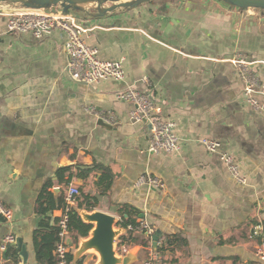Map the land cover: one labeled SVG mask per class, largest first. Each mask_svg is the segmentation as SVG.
<instances>
[{
	"label": "crops",
	"instance_id": "1",
	"mask_svg": "<svg viewBox=\"0 0 264 264\" xmlns=\"http://www.w3.org/2000/svg\"><path fill=\"white\" fill-rule=\"evenodd\" d=\"M11 11L0 10V201L13 215L9 223L0 218V243L15 235L26 247L25 264H36L39 196L54 199L58 189V201L72 186L91 197L93 210L115 216L116 228L135 219L121 234L140 222L161 233L155 247L151 237L148 247L125 249L134 264H144L150 251L156 264H264L255 256L264 245V97L255 96L258 111L246 103L231 63L253 62L264 86L261 12L218 0H155L84 20L85 43L100 60L123 58L126 73L123 81L88 85L68 76L64 32H9ZM128 87L151 95L156 118L176 123L178 152L147 151L149 125L132 123L133 105L116 98ZM203 139L218 142L215 153ZM221 154L232 156L245 183L231 176ZM62 168L71 169L60 180ZM103 170L112 176L105 193L96 185ZM147 175L163 186L137 185ZM58 215L51 213L50 225ZM170 235L180 240L167 245ZM67 243L73 254L78 244ZM3 257L0 264H11ZM81 259L96 264L94 254Z\"/></svg>",
	"mask_w": 264,
	"mask_h": 264
},
{
	"label": "built area",
	"instance_id": "2",
	"mask_svg": "<svg viewBox=\"0 0 264 264\" xmlns=\"http://www.w3.org/2000/svg\"><path fill=\"white\" fill-rule=\"evenodd\" d=\"M84 20L73 14L65 15L60 9L51 10H32V9H12L8 15L7 30L9 32L31 33L35 38H41L48 35L52 30L57 29L65 33L66 43V70L71 80L88 85L97 84L103 80L112 79L114 81H123L125 71L123 68V58L117 60H100L97 57L98 50L89 47L85 43V35L88 29L83 25ZM236 72L241 76L244 82L243 95L246 103L253 110L260 109L255 96L264 97V86L261 84L257 75L253 72L251 65L241 57L231 60ZM147 81L146 78L142 79ZM116 98L121 102H128L133 105L129 114V119L135 124L149 125V141L147 151L151 154L176 153L178 152L179 138L175 135L174 130L176 123L171 120H161L156 118L160 113V108L156 106L151 95L147 92L138 91L128 87L125 91L116 94ZM114 117H110L109 123L115 124ZM202 144L210 153H215L219 144L212 139H203ZM221 159L227 166L231 176L238 183H245V179L239 176L238 168L229 154H221ZM137 185H148L154 188H161L162 182L152 176H141ZM79 191L77 188L70 186L64 195V207L59 210L56 226L59 228V241L54 250L57 264H67L68 248V212L76 205ZM12 211L0 201V218L9 223L12 219ZM129 229H133L129 226ZM137 232L144 233L151 239L153 230L143 222L134 228ZM16 246L15 235L9 233L1 239L0 253L4 254L7 248ZM255 256L264 262V245L255 250ZM4 260L7 258L3 257ZM157 258L154 252L150 251L149 256L144 264H156Z\"/></svg>",
	"mask_w": 264,
	"mask_h": 264
},
{
	"label": "water",
	"instance_id": "3",
	"mask_svg": "<svg viewBox=\"0 0 264 264\" xmlns=\"http://www.w3.org/2000/svg\"><path fill=\"white\" fill-rule=\"evenodd\" d=\"M155 0H0V10L6 9H32L51 10L60 9L65 15L73 14L82 20H96L104 18L117 11H131L150 4ZM222 4L237 11L257 10L261 12V21L264 22V0H218ZM54 199L57 201L59 190L52 189ZM81 220L92 226L88 235L80 239L77 250L73 253V262L84 255L91 253L96 257V264H134L135 255L130 252L120 254L117 240L121 234L120 227L116 228L115 216L99 210H78ZM161 233L157 230L152 236V246H156ZM16 250L22 262H27L28 253L22 240H16Z\"/></svg>",
	"mask_w": 264,
	"mask_h": 264
},
{
	"label": "trees",
	"instance_id": "4",
	"mask_svg": "<svg viewBox=\"0 0 264 264\" xmlns=\"http://www.w3.org/2000/svg\"><path fill=\"white\" fill-rule=\"evenodd\" d=\"M71 168H62L57 171L56 175L61 180L65 173L70 172ZM85 170L81 171L84 174V177L88 176V171L86 168ZM71 176V174L69 175ZM112 181V176L106 171L103 170V174L101 178L97 182V187L100 188L102 193H105L106 190H109L110 182ZM106 183L105 185H103ZM65 184H69L66 182ZM46 193V192H45ZM41 193V194H45ZM96 205L95 202H92L91 197L88 194L79 193L77 196L76 205L70 209L68 212V230H69V237L72 243L77 246L80 239H84L87 237L89 231L91 230L92 226L90 224L84 223L81 220V217L78 213V210L85 209L86 211L90 212L93 211L94 206ZM64 207V200L63 196L61 195L58 201L53 199L52 194H45L39 196L38 201V208H37V215L41 217L40 221V230L36 231V238H35V261L36 264H57V259L54 255V250L56 248V244L59 241L58 232L59 228L56 226L57 217L53 218V224L50 225L51 213L53 211H59ZM128 225L135 226V219H126L121 221L120 227L126 228ZM134 230H127L123 234L118 237V244L117 247L121 253H125V249L129 245H134L138 242L143 247L149 246V239L144 234H139V237L134 236L132 232ZM180 240L177 235H170L166 237V244L170 245L173 240ZM5 258H7L11 264H18L17 260V250L15 246H10L7 248V251L4 253ZM17 260V261H16ZM73 254L69 252L67 255V264H81L82 259H79L76 262H73Z\"/></svg>",
	"mask_w": 264,
	"mask_h": 264
}]
</instances>
